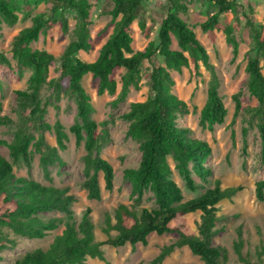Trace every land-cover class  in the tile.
<instances>
[{
  "label": "trees",
  "instance_id": "1",
  "mask_svg": "<svg viewBox=\"0 0 264 264\" xmlns=\"http://www.w3.org/2000/svg\"><path fill=\"white\" fill-rule=\"evenodd\" d=\"M183 0H168L169 11L160 23L157 43L150 41L142 51L132 49V25L143 0H110L112 8L109 16L113 29L100 47L92 62H84L76 57L90 51L91 4L88 0H0V25H15L18 13L30 20V26L22 29L11 43L12 60L21 68L30 70L26 91H16L17 99L29 109V115L40 123L36 139L23 136L7 145L13 161L22 159L29 166L32 153L39 155V167L44 179L51 181L49 167L62 166L59 153L66 149L68 133L75 144L83 142L84 180L81 188L89 201H100L101 187L111 193L114 189V172L108 161L100 155L110 142L106 121L100 124L90 119L93 106L86 94L82 79L90 74L98 81L97 94L116 95L115 106L125 101L130 89L138 90L141 80L140 66L152 63L154 58L162 59L163 65H153L149 74L150 95L141 102L129 104L128 110L118 118L128 122L126 135L138 144L140 159L136 168L123 170V178L129 183V203H118L112 212L101 214L100 231L105 241L95 238V226L90 208H85L79 219L72 211L78 202L68 186H45L24 176L13 173V165L0 156V264L1 254L16 247V240L10 239L4 230L28 240H43L60 227L45 249L36 248L25 252L10 264H85L88 258L108 264L102 246L122 248L129 244L132 251L137 244L145 247L148 237L175 236L163 245L150 264H162L175 250L186 247L203 264H228L229 252L224 246H213V240L223 230L217 228L218 204L231 200L241 187L221 188L220 181L213 179L206 166L211 156L207 142L192 136L191 130L177 125L178 115H186L187 104L173 93L174 81L171 72L180 73L182 68L189 72L190 79L200 75L202 66L210 76L206 100L199 111V125L208 131L221 126L226 117V108L218 93L219 80L209 56L197 40L193 30L178 17L187 14L188 6ZM212 4L215 12L198 26L208 40H215V32L220 31L225 42L231 47L232 60L237 57L239 44L235 34L241 27L239 14L249 30L251 50L247 57L245 73L246 88L257 103L255 113L259 118L257 130L261 143V161L264 163V76L261 63L264 62V29L253 19V11L245 13L236 0H205ZM40 3L49 5L46 14L31 15V9ZM71 10L76 15V23L70 31L63 15ZM230 13L233 22L225 24L220 20ZM60 23L63 34L71 33V40L59 58L51 53L32 50L31 44L42 35L51 38L52 27ZM138 28L143 38L149 37L150 30L139 22ZM172 39L177 49H172ZM59 63V76L48 79L49 69ZM9 66L8 59L0 53V66ZM53 89L56 94L68 92L74 97L76 107L75 123L68 133L59 121L50 125L41 122L45 110L39 94L42 88ZM234 117L243 109L240 101L233 96ZM1 107V105H0ZM101 126V129H99ZM243 130V135L245 134ZM52 133L55 146L46 142L45 134ZM5 144L4 141L1 142ZM31 146V150H28ZM174 169L184 188L196 194L195 198L184 200L181 188L172 179L168 162ZM212 183L211 187L206 185ZM257 201H264V180L255 183ZM147 204V206H143ZM199 212L194 229L187 222V215ZM111 232H115L112 236ZM237 238L232 250L240 264H264V246L256 251V262L244 253L245 242L242 227L237 230Z\"/></svg>",
  "mask_w": 264,
  "mask_h": 264
},
{
  "label": "rangeland",
  "instance_id": "2",
  "mask_svg": "<svg viewBox=\"0 0 264 264\" xmlns=\"http://www.w3.org/2000/svg\"><path fill=\"white\" fill-rule=\"evenodd\" d=\"M248 13V8L253 11L252 19L264 29V0H236ZM91 4L90 26V51L80 53L76 57L84 62H92L96 59L100 47L105 43L112 32L113 24L109 16L112 8L110 0H88ZM188 6V13H178L194 32L197 40L206 50L209 62L214 67L219 80L218 93L226 108V117L221 126H216L213 131L203 129L199 125V111L206 100L207 86L210 79L209 73L201 66L200 75L190 79L189 72L182 68L180 73L171 72L174 81L172 93L184 101L188 107V114L178 115L177 125L188 128L196 139L208 143L211 148V156L206 166L211 170L213 179L220 181L221 188L241 187L230 201L223 200L218 204L219 222L217 228L223 230L214 240L213 246H224L229 252L228 264H240L233 253L232 244L237 238V230L242 227V238L245 242L243 252L248 253L252 261L256 262V251L264 246V201H257L255 197V183L264 180V163L261 161V143L257 130L259 118L255 113L257 103L251 97L246 88L247 75L245 65L251 50V40L248 28L245 27V20L239 14L241 27L235 37L239 44L237 57L232 60L231 47L225 42L222 32H215V40L210 42L199 28V24L211 16L215 10L211 3L205 0H183ZM168 0H143L137 14V19L132 25V49L142 51L150 41L157 43V33L163 18L169 11ZM49 12V5L40 3L31 9V15L46 14ZM63 15L67 19L70 31L76 23V15L71 10H66ZM19 20L13 26L0 25V53L9 61V66H0V156L4 157L13 165V173L16 176H24L35 180L45 186L63 187L68 186L71 193L75 194L78 202L72 207L77 219L85 208L92 210L91 217L95 226V238L97 241H105L106 236L101 233L102 212L112 210L118 203H129L130 186L123 178V170L136 168L139 163L140 153L138 144L127 137L128 122L118 118L119 115L128 110L129 104L144 101L149 95V74L153 65H163L162 59L154 58L152 63L144 62L140 66L141 80L139 89H130L124 102L113 105L116 95L108 96L97 94L98 81L91 75L82 79V86L90 97L93 106V113L90 119L97 124L103 121L108 123L110 142L102 149L100 155L109 162L114 172V189L111 193L104 190L102 180L100 181V201H89L86 192L81 188L84 180L83 161L85 155L83 142L77 146L74 137L68 133V129L75 123L76 107L74 97L68 92L56 94L53 89L42 88L39 99L45 114L41 122L50 125L59 121L68 133L66 149L60 152L62 166L54 165L49 167L51 181L44 179L43 172L39 167V155L32 153L29 166L22 159L13 161L7 145L15 142V139L23 136H32L34 139L39 135L36 125L40 123L29 115V109L20 102L15 92L26 91L30 70L19 67L12 60L11 43L14 37L24 28L30 26V20L22 13H18ZM220 20L225 24L233 22L230 13L223 14ZM142 22L150 30L149 37L143 38L138 28ZM71 33L63 34L60 23L52 27L51 38L40 36L38 41L31 44L32 50H40L51 53L59 58L65 47L71 40ZM172 49H177L176 42L172 39ZM261 70L264 76V62L261 63ZM59 63L49 69L48 79L59 76ZM233 96H236L243 108L234 117ZM264 124V121H263ZM101 129V126H99ZM243 130L245 134L243 135ZM46 142L55 146V138L52 133L45 134ZM4 141L5 144L1 142ZM28 150H31V146ZM172 179L181 188L184 200L195 198L197 195L188 192L174 169V163L168 159ZM212 183L206 185L211 187ZM143 206H147L144 204ZM188 224L194 229V222L198 221L199 212L186 216ZM60 227L54 233L43 240H28L13 235L10 231L3 232L10 239L16 240V247L1 253L4 256L2 264H10L17 257L25 252L36 248L45 249L56 234H60ZM114 236L115 232H111ZM175 236L148 237L145 247L137 244L135 250L129 244L122 248L102 246L104 257L108 264H150L157 256L161 246L173 241ZM85 264H105L97 259L86 260ZM162 264H203L198 257L193 256L190 251L183 247L175 250Z\"/></svg>",
  "mask_w": 264,
  "mask_h": 264
},
{
  "label": "crops",
  "instance_id": "3",
  "mask_svg": "<svg viewBox=\"0 0 264 264\" xmlns=\"http://www.w3.org/2000/svg\"><path fill=\"white\" fill-rule=\"evenodd\" d=\"M88 75H90V74H88ZM87 76V75H86ZM85 77V76H84Z\"/></svg>",
  "mask_w": 264,
  "mask_h": 264
}]
</instances>
